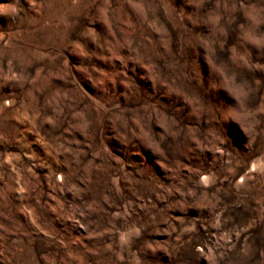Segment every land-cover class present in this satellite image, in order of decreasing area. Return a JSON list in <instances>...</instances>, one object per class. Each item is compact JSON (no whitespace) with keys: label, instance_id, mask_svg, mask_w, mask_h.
I'll return each mask as SVG.
<instances>
[{"label":"rangeland","instance_id":"obj_1","mask_svg":"<svg viewBox=\"0 0 264 264\" xmlns=\"http://www.w3.org/2000/svg\"><path fill=\"white\" fill-rule=\"evenodd\" d=\"M0 264H264V0H0Z\"/></svg>","mask_w":264,"mask_h":264}]
</instances>
